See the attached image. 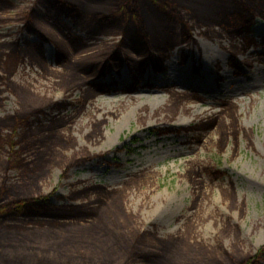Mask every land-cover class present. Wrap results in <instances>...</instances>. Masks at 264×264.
<instances>
[{
  "label": "rangeland",
  "instance_id": "obj_1",
  "mask_svg": "<svg viewBox=\"0 0 264 264\" xmlns=\"http://www.w3.org/2000/svg\"><path fill=\"white\" fill-rule=\"evenodd\" d=\"M169 1L191 25L185 35L191 33L201 47L178 45L166 62L151 64L143 72L124 60H109L94 67L100 68L97 73L92 68L80 71L78 64L112 49L122 39L117 28L87 30L56 10L42 8L37 0H0V44L42 45L40 53L28 46L13 53L20 64L12 80L27 105L5 93L0 96V118L27 110L31 101L62 104L50 106L47 115L32 117L31 129L19 128L13 148L0 147V195L7 200L41 195L48 199L44 204L49 209L86 205L83 210H87L124 188V198L114 210L119 214L109 218L117 225L114 229L118 227L112 232L117 238L124 236L133 250H162L168 260L177 257L184 264H231L241 259L264 264V49L251 47L250 63L244 62L240 50L234 51L235 66L223 70L224 75L214 68L215 74L205 72L215 62L229 60L225 46H242L249 36L263 42L264 19L256 16L244 29L249 36L236 37L235 26L220 21L244 24L232 14L240 7L237 1ZM8 3L12 8L6 7ZM111 4L108 0L91 8L109 11ZM34 9L38 15L33 20L38 24L43 18L56 32L50 35L54 40L46 42L26 29L24 17ZM150 22L155 36L168 38L172 33L164 24ZM60 32L89 43L84 49L67 51L71 62L63 66L57 65L54 47ZM183 35L175 41H184ZM183 53L188 55L184 65ZM216 55L221 58L214 59ZM198 64L202 70L195 74ZM172 67L186 68L187 74L180 73L179 78L189 82H168ZM207 79L216 82L206 87L213 90L202 88ZM185 92L206 100L188 101L187 112L170 118L163 110L169 106L176 110ZM226 95L238 101L234 117L230 105L222 102ZM220 112L228 120L226 130L219 123ZM202 133L200 142L196 136ZM225 134L228 140L220 149ZM43 158L46 167L35 171ZM10 163L13 168L7 171ZM207 164L210 173L203 167ZM37 174L43 177L33 179ZM96 220L19 216L0 222V232L21 236L28 245L49 235L65 236L74 227L92 230ZM81 253L87 256L89 249L81 247ZM113 264L147 263L118 253Z\"/></svg>",
  "mask_w": 264,
  "mask_h": 264
},
{
  "label": "trees",
  "instance_id": "obj_2",
  "mask_svg": "<svg viewBox=\"0 0 264 264\" xmlns=\"http://www.w3.org/2000/svg\"><path fill=\"white\" fill-rule=\"evenodd\" d=\"M105 1L108 0H37L42 6L56 10L59 13L72 18L78 25L83 26L84 29L95 30L98 28H109L111 30L112 28H117L119 32L122 33V39L117 47L113 46L112 49L104 50L100 57H97V55L94 59L79 63L78 68L80 71L92 68L98 73L100 68L94 67L105 60H125L130 65H135V68L139 72H143L144 67L141 66L144 62L143 59H151L150 53L153 56V65L157 66V64L164 63V48H166V45L168 44H166V41H161V37L155 36L152 32L153 24L150 20L156 21L159 24H164L167 31L170 24L181 25L184 29L182 39L192 40L191 33L185 35V29L191 27V25L186 22L187 20L185 19L183 12L180 9L178 10L174 8L169 0H149V2L146 0H110L112 2V7L109 11L100 8H91L92 4L96 5ZM235 1L238 2L240 7L232 14L240 17L244 23L248 17L245 14V11L247 10H250L253 13V18L259 16L264 19V0H251L249 3L244 0ZM6 7L12 8V4L8 3ZM34 14L38 15L35 9L24 17L27 25L31 26L29 30L43 34L46 39L54 40L50 36L52 33L45 31L39 23L37 24L33 20ZM146 16H148V20L146 19ZM220 22H226L229 26H235V29L238 25L236 24L237 22L232 23L231 19ZM239 25L241 26L239 31L246 26L244 24ZM239 33L240 32H238V34ZM61 36L64 37L63 35ZM69 41L71 42L70 45L73 46V49L76 51L88 46V43L80 38L69 39ZM56 43L61 52H67L64 47L60 46L59 42ZM133 44H140L142 48H135L132 46ZM160 44L163 46V49ZM30 47L34 49V47L30 45L26 48ZM19 49V46L16 44L6 42L0 44V96L3 95L5 91H8L16 96L17 100L20 98L18 95V87L12 78L15 76L20 64V60L17 56H13V53H17ZM238 50L239 49H234V51L240 52ZM67 55H69L68 59L61 61L60 66L71 62L69 52H67ZM21 101L19 100L21 105L22 103L26 104L23 99H21ZM38 104L39 103L34 104L31 101L27 110H24L23 112L18 111L15 112V114L0 118L1 148L7 146L13 148V138L15 134H17V130L21 127L24 129H31L34 126V120H32V117L41 114L47 115L46 111L50 106L51 108H55L56 106L58 107V105L59 107L62 105L59 102L52 104L47 103L44 105ZM232 116L234 117L233 114ZM221 126L226 130V124H221ZM226 135L227 134L221 139L219 144L220 149L225 148L228 140ZM49 145L54 147L51 143ZM43 160L44 158L41 159L38 164L39 166L36 167L35 171L39 169L42 170L46 167V165H43ZM32 163L33 161H30L26 166L29 167ZM12 168L13 164L10 163L6 170L9 171ZM211 168H205V170L210 173ZM41 177H43L41 174H37L33 179L38 180ZM4 179V183L7 184L6 182H8L9 178L5 177ZM76 198L78 197L76 196ZM123 198L124 191L120 192L118 190L110 197L105 196V198L99 199L96 205L89 206L90 209L83 210V207L86 208V205L80 207H72L70 205L66 207V209H49L52 207L47 206L49 204H44L45 202H48V199L46 200V198H43L41 195H28L24 197L16 196L11 200H7L0 195V222L10 219L12 220L19 216H44L53 219L78 218L69 213H74L79 210L82 212H88L90 210L85 217L78 218L79 220L86 223L90 220L97 219V224L92 230H84L74 227L71 229V232H67L65 236L49 235L48 238L45 236L44 239L41 238L39 241L32 242L28 245L25 244V241L21 236H15V234L8 236L0 232V264H113V257L115 255L117 256L118 253L129 254L130 257L134 256L137 260L147 264H173V262L175 264H184L183 261H180L177 257L173 258L174 261L168 260L162 250L146 251L139 250L138 248H134L133 250L129 246L130 242H128L124 236H122L123 238H120L119 236L117 238L115 232L116 235H114L112 230H118V227L114 229L117 225H115L114 221L110 220L109 216L110 214H119L117 210H114L117 202ZM110 202H112V206L110 205ZM119 206L120 208L122 207L120 204ZM38 208H43V210H38ZM121 226L122 225L119 224V227ZM103 231H105V233ZM110 232L114 236L109 235ZM82 240L84 242H81ZM105 240H108L111 248H107L104 244L106 243ZM97 243H99L100 246H96ZM141 244L142 243H140V245ZM138 245L139 244H137V246ZM71 247H73L74 252L71 250ZM81 247H87L89 249L87 256H84L83 253H81ZM71 253L73 254L71 255ZM96 253H100L101 255H94ZM231 264L251 263L249 259H241L239 261L231 260Z\"/></svg>",
  "mask_w": 264,
  "mask_h": 264
},
{
  "label": "bare ground",
  "instance_id": "obj_3",
  "mask_svg": "<svg viewBox=\"0 0 264 264\" xmlns=\"http://www.w3.org/2000/svg\"><path fill=\"white\" fill-rule=\"evenodd\" d=\"M245 14L248 16L247 18H246V20H245V23H244V25H246L244 28H242L241 29V31H239L240 30V25H237V28L236 29H234V32H235V34H236V37L238 36V35H241V36H244V37H248L249 35L247 34V32H245L244 31V29L246 28V27H248L249 25H251L250 23L253 21V17H254V15H253V13L250 11V10H247V11H245ZM1 16V15H0ZM39 25L45 30V31H47V32H49V33H55L56 34V32H55V30L47 23V22H45V20L44 19H39ZM193 27H195V26H193ZM192 27V28H193ZM169 29H170V31L173 33H175L174 35L172 34V33H170L169 34V37L167 38L166 36H164L162 39H161V41H166V44H168V45H166V48H164V50H165V62L167 61V59H168V57L170 56L169 55V53L171 52V51H173L174 52V50H175V48L178 46V45H181V44H198L199 45V42L198 41H195V40H191V39H187V40H184V41H175L176 39H177V37H180V36H182L183 35V33H184V29H183V26H181V25H172V24H170L169 25ZM169 29H168V31H169ZM177 29H178V31H177ZM195 29V28H194ZM175 31H177V32H175ZM238 32H240L239 34H238ZM61 33V32H60ZM100 33H102V32H100ZM232 32H230V35H232L231 34ZM60 35H62V34H60ZM177 35H179V36H177ZM57 37H58V41H59V44H60V46H62V47H64L65 49H67V51H74V49H73V46H71L70 45V41H69V38L67 37V36H64V37H62V36H58L57 35ZM232 38H234V36H232ZM184 39V38H183ZM120 44V41H118V42H115L114 43V47H117L118 45ZM133 47H135V48H142V46L140 45V44H137V45H135V44H133L132 45ZM160 46H162L161 44H160ZM200 47H201V45H199ZM256 46H262L261 47V49H264V40H263V42H258V41H256V39L254 38V37H250L249 36V38H248V41H243L242 42V46H239V45H236V44H229V46L226 48V46H225V48H224V51L226 52V53H228V54H230V55H232V53L234 52V49H239L241 52H240V55H242V58L244 59V62L245 63H250V59L251 58H253L254 57V54H252V53H250V49H251V47H256ZM238 47V48H237ZM162 49H163V46H162ZM113 51H116V50H113ZM258 55H260V54H257V56ZM262 55H264V53L262 54ZM150 56H151V59H149V58H147V60H145V59H143V63H142V67H144V69H143V71H145L147 68H148V66L149 65H151V64H153V56L151 55V53H150ZM187 57H188V55L187 54H185V53H183L182 54V64L184 65L185 64V62L187 61ZM219 58H221V56H215V58L214 59H219ZM250 58V59H249ZM258 58H260V56L258 57ZM123 61V60H122ZM121 61V62H122ZM168 63H171L170 61L168 62ZM234 63H235V60L232 58V59H230V57H229V60H225V61H218V62H215L213 65H210L209 66V68L205 71V72H207V71H212L211 69H213V68H215L217 71L216 72H218V74H222V75H224V73H222V71L224 70H228V69H232V67H233V65H234ZM162 64V63H161ZM160 64V65H161ZM202 65H200V64H198L194 69H193V71L195 72V74H198L199 73V69H201L200 67H201ZM235 66V65H234ZM162 67H164L163 65H162ZM221 68H223V69H221ZM205 69V68H204ZM219 69V70H218ZM202 70V69H201ZM188 70L186 69V68H183V69H177V68H175V67H172L171 68V71H169V80H168V82L170 81L171 83H178V84H186V83H188L189 81H187L186 80V78H179V74L180 73H186ZM215 71H212V74H215L216 73ZM187 74V73H186ZM207 74H208V72H207ZM205 77L207 78V75L205 74ZM218 77V76H217ZM249 78H251V76L249 77ZM232 79H233V77L231 78V75L230 76H228L227 78H226V80H228L229 82L230 81H232ZM204 82V84H205V86H203L202 88L204 89V90H209V89H211V90H213L212 89V86H215L216 85V82L215 81H213V80H211V79H207V80H204L203 81ZM211 83V84H214V85H212L211 87H209V88H206L207 87V85L209 84V83ZM210 90V91H211ZM225 91V90H224ZM91 93H92V90H91ZM243 94H247V93H243ZM230 95H232V94H230ZM230 95H226L225 97V99H224V101H222L224 104H229L230 105V109H229V113L232 115H235L236 113H237V109H238V101L237 100H234L233 101V98H232V96H230ZM182 100H176L177 101V103H178V105H177V109L175 110V109H173L172 108V106L170 107H167V108H165L164 110H163V108L161 109V110H163L164 112H166V114L170 117V118H175L179 113H183V112H187L189 109H187V103H188V101H205L206 99L203 97V96H200V95H197V94H191V93H189V92H185V94H184V97L183 98H181ZM186 99H188L187 101H185ZM175 101V102H176ZM255 100L254 101H252V103H251V106H255ZM222 112V111H221ZM219 113L218 114V118L221 116V114L222 113ZM215 114H217V112H214ZM220 115V116H219ZM221 118V120H220V124H225L226 123V121H228L226 118H222V116L220 117ZM101 122H106V120H101ZM49 125V124H48ZM48 125H46V126H48ZM52 125V124H51ZM238 125V124H237ZM240 125V124H239ZM205 133H202V134H200V135H197L196 137H197V139H198V141H200V142H202V140H203V135H204ZM235 155V154H234ZM203 167H205V168H211V166L209 165V164H207V165H204ZM86 187V186H85ZM114 189H118V188H114ZM119 191L120 192H122V191H124V192H126L125 191V189L123 188V189H119ZM82 194V193H81ZM77 197H81V195H78ZM71 203V202H70ZM88 206H90V205H88ZM90 212V210L88 211V212H82L81 210H79V211H77V212H74V213H69V212H67V213H69L70 215H75V216H77L78 218H83V217H85L88 213Z\"/></svg>",
  "mask_w": 264,
  "mask_h": 264
},
{
  "label": "water",
  "instance_id": "obj_4",
  "mask_svg": "<svg viewBox=\"0 0 264 264\" xmlns=\"http://www.w3.org/2000/svg\"><path fill=\"white\" fill-rule=\"evenodd\" d=\"M37 33V32H36ZM37 36H39L41 39H44L45 40V37L43 36V34H38ZM44 37V38H43ZM56 49V48H55ZM59 54L60 57L62 58H65V55H63V53H60L59 50L56 49V53H55V56H57Z\"/></svg>",
  "mask_w": 264,
  "mask_h": 264
},
{
  "label": "flooded vegetation",
  "instance_id": "obj_5",
  "mask_svg": "<svg viewBox=\"0 0 264 264\" xmlns=\"http://www.w3.org/2000/svg\"><path fill=\"white\" fill-rule=\"evenodd\" d=\"M5 93H10V92H8V91H5L4 93H3V95L5 94ZM11 94V93H10ZM2 96V95H1Z\"/></svg>",
  "mask_w": 264,
  "mask_h": 264
}]
</instances>
